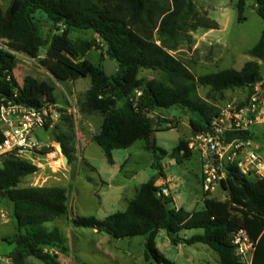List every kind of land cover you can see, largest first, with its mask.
Segmentation results:
<instances>
[{
    "label": "trees",
    "instance_id": "1",
    "mask_svg": "<svg viewBox=\"0 0 264 264\" xmlns=\"http://www.w3.org/2000/svg\"><path fill=\"white\" fill-rule=\"evenodd\" d=\"M248 1L264 23V0H235L238 22L244 20ZM37 13L44 14L54 26L63 25L64 30L46 41L35 20ZM217 26L198 14L194 0H11L4 12L0 10V40L6 42L10 51L35 60L40 50L46 49L40 63L55 81L90 80V88L78 100V108L85 117L101 118L93 141L107 163L114 164V150H126L142 142L144 150L152 155V168L161 177V161L170 158L181 166L194 153L188 149L189 143L182 140L170 153L156 143L152 145L150 135L161 125L160 120H153L154 112L181 109L195 115L189 121L194 137L207 132L219 112L197 96L198 87L209 88L213 93L246 88L250 95L252 86L247 82L252 79L255 84L262 79L264 27L259 41L249 51L253 61L246 62L240 71L227 69L195 77L174 57V52L190 42V32L215 30ZM71 29L91 30L96 38L73 42L69 39ZM92 50L101 52L102 62L109 59L115 65L116 71L110 77L104 75L102 66L86 59ZM15 59L0 48V105L7 101L31 108L55 104L53 84L31 76L18 84L12 74ZM142 70L159 73L160 78L140 79ZM52 133L70 164L75 155L70 118L63 116L62 124ZM36 170L13 158L4 159L0 166V197L11 205L15 230L2 239L13 246L8 255L12 264H26L28 258L41 264H59L58 255L68 251L59 230L45 228L48 222L68 216L66 190L55 186L18 187ZM156 182L151 178L142 184L123 212L101 221L76 217L72 226L96 230L115 240L144 238L146 264H173L156 248L155 239L161 231L173 246L202 244L217 254L219 264H238L230 236L243 230L255 243L252 264H264V178L247 179L230 167L221 182L228 199L219 202L204 193L203 208L190 212L173 207L171 197H159L161 188ZM193 230L202 233L190 238L180 236L183 231ZM49 250H56L57 254Z\"/></svg>",
    "mask_w": 264,
    "mask_h": 264
},
{
    "label": "rangeland",
    "instance_id": "2",
    "mask_svg": "<svg viewBox=\"0 0 264 264\" xmlns=\"http://www.w3.org/2000/svg\"><path fill=\"white\" fill-rule=\"evenodd\" d=\"M10 1L0 0V10L2 12L7 9ZM232 1L194 0L198 14L218 24L215 30L197 29L190 32L188 34L190 42H186L178 51L173 53L174 57L183 63L195 77L227 69L240 71L246 62L253 61L249 51L259 41L264 23L256 14L251 1L244 10V20L238 22L237 14L231 4ZM35 20L38 22L46 41L64 30L63 25L54 26L42 13H37ZM94 38L96 36L91 30L71 29L69 33V39L73 42L87 41ZM45 51L46 49H41L39 57L35 60L23 55L17 56L12 68L14 79L18 84H21L26 76H31L37 80L53 84L55 87L54 93L58 99H60L61 89L68 95L73 92L76 100L81 99L85 91L90 88V80L86 78L78 80L75 85L66 83L59 85L54 80L53 75L40 63L45 59ZM102 58L101 52L96 50H92L86 56V59L96 66H102ZM115 71L116 67L113 73ZM139 78L146 80L159 79L160 74L142 70ZM196 93L199 98L219 111L227 103L244 101L249 95V90L244 88L213 93L209 88L198 87ZM152 118L161 121L155 135V143L158 148L170 153L180 140L190 143L193 136L189 121L194 119L195 115L181 109H173L154 112ZM99 121V117H92L89 120L88 134L91 135L93 131H97ZM251 131L255 133L256 139H261L260 133L264 131V123L252 127ZM37 137L40 143H49L53 138V133L52 131H39ZM142 145V142H136L126 150H114L112 152L114 165L107 163L101 149L96 144L90 143L85 149H82V157L93 170L82 166L79 177H76V180L73 179L70 183L71 188L67 189L68 208L73 217H91L101 221L108 215L123 211L125 207L122 205L117 207L109 202L114 197L113 192H115L114 187H116V184L123 183L127 185L130 200L134 195V191L151 178H157V182H163L158 187L167 190L168 197L173 199V207H183L189 212L202 209L205 192L199 179V171H201L200 156L193 152V158L181 166L170 158L164 159L161 161V173L164 174V177H161L155 169L151 168L152 155L145 152ZM72 167H74L73 164L69 165V168ZM112 179L115 180V184L111 183ZM100 181L112 184L111 189L109 190L104 185L100 186ZM32 184V178L29 176L24 178L18 187H34ZM47 185L49 186V183L44 184V186ZM209 194L211 199L219 202H225L228 199V194L221 187ZM98 197H101L103 201L102 206L99 204ZM6 203L9 204L0 197V220L10 225ZM66 219L62 218L56 222L47 223L45 228L47 230L57 228L64 233L69 239L70 247L71 242H73L75 250L73 253L70 248L69 255L71 257L78 252V241L80 245H84L87 252H90L92 250L90 239L84 238L80 234L81 231L84 233L88 230L68 227ZM201 233L199 230L183 231L180 236L190 238ZM144 245L145 240L142 237L124 240L112 239L109 245L107 243L100 244L98 254L90 256L94 259L92 264H146L144 261ZM155 245L159 252L173 264H219L217 254L208 247L202 244L173 246L164 231L156 236ZM10 250H12L11 245L0 243L1 253ZM107 255H110V258ZM66 257L69 256L66 255ZM0 258H2L0 264H4L1 260L9 257L4 254ZM38 263L41 264L36 260H31V263L28 264ZM61 264L75 263H70L66 259Z\"/></svg>",
    "mask_w": 264,
    "mask_h": 264
},
{
    "label": "built area",
    "instance_id": "3",
    "mask_svg": "<svg viewBox=\"0 0 264 264\" xmlns=\"http://www.w3.org/2000/svg\"><path fill=\"white\" fill-rule=\"evenodd\" d=\"M0 40V48L15 57L20 54L10 51ZM252 93L239 103L225 104L213 119L209 130L192 137L188 149L200 156L201 187L211 193L221 187L230 167L247 179L264 178V155L249 145L250 129L264 123V76L253 84ZM61 118V112L53 104L31 108L7 101L0 105V166L4 159L13 158L26 162L37 170L31 175L32 186L44 187L42 177L44 165L52 170L63 167L62 156L57 150V142L44 146L37 133L53 129ZM237 137L232 138V136ZM246 135V138L243 136ZM168 197L166 189L157 194ZM238 264H252L255 243L245 231H237L230 236ZM12 264L10 258L1 260Z\"/></svg>",
    "mask_w": 264,
    "mask_h": 264
},
{
    "label": "crops",
    "instance_id": "4",
    "mask_svg": "<svg viewBox=\"0 0 264 264\" xmlns=\"http://www.w3.org/2000/svg\"><path fill=\"white\" fill-rule=\"evenodd\" d=\"M234 1L235 0H233L232 3H231L232 6L234 4ZM248 3H249V1L247 2V5H248ZM77 81H75V82H57L56 81V82L59 85L62 84V83L71 84V85L74 84L75 85ZM87 91L88 90H86L85 93ZM54 92H55V90H54ZM54 96H55V93H54ZM55 99H56V103L54 105L61 112V118H60L59 122L55 125V127H57L58 125L62 124L63 116H67L68 118H70V120H71V122L73 124V129H74L75 155H74L73 161L70 164H68V162H67L66 166L63 164V167L58 168V169L54 168L52 166V164H53L52 161L49 160V164L52 167V170H50L47 167V165H44V171L42 173V177H44V180L46 181V183H49V186L47 185L48 187L55 186V187L64 188L66 190V196H67V199H68L67 189L71 188L70 183L72 182V180L73 179L76 180V177H79L80 168L82 166H85L87 169L93 170L85 162L84 158L81 155V152H82V149H85L90 143L96 144L93 141V137L98 133L101 118L99 117L100 121H99V124H98L97 131L96 132L93 131L92 134L90 135V134H88V129H87L88 126H90L89 120L92 117H98V116H90V117L83 116L80 113V111H79L78 100L75 99V96L73 95V92H71L70 95H68V94H66L63 91V89H61V91H60V99H58L56 96H55ZM261 124H258V125H261ZM258 125H256V126H258ZM55 127L53 129H46V130H44V132L53 131L55 129ZM85 133H86L87 137H86ZM260 134H261V139H256L255 133L253 131H251V129H250L249 145L251 147L257 148L260 151V153L264 155V131L262 133H260ZM53 141H54V138H52L49 143H44L42 145L49 146L50 144L53 143ZM57 145H59V144L57 143ZM142 149L144 150V144L142 145ZM71 164H73L74 167L69 168V165H71ZM150 166L152 168V164ZM200 178H201V171H199V179ZM111 183L115 184L116 182H115L114 179H112ZM162 183L163 182H156V185L158 186V185H160ZM103 185L106 186L110 190L112 184H108V183H105L103 181H100V186H103ZM114 189H115V192H113L114 197L109 202L113 206H117V207L119 205H122L123 207H125V209L127 208L129 202L135 197V195H136V193L138 191V189L135 190L134 191V195L129 200V198H128L129 197L128 196V187H127L126 184L117 183L116 187H114ZM98 200H99L100 206H102L103 201L101 200V197H98ZM6 206H7L8 211H9L8 216H9V220H10V225L8 223L3 222V221L0 220V243H4V244H8V243L3 241L2 239L6 238V237H10L15 232L14 225H13V222H12L11 217H10L11 205L6 203ZM67 207H68V202H67ZM181 208H183V207H181ZM176 209H179V208H176ZM123 211H118V212H123ZM65 218H67L66 221L68 223V227H73L72 224H71V221L74 218H76V217H73V214L69 212V208H68V216L65 217ZM57 220H60V219H56V220H53L51 222H56ZM51 222H48V223H51ZM54 229H57V228H54ZM77 229H81V228H77ZM85 230H88V231L84 232V233L81 231L80 234L84 238L86 237V238L90 239V243H92V250L90 252H87L86 248H84V245H80V243L78 241V243H77L78 252H77V254H73L72 257L69 255V251H70V248H71L73 250V253H74L75 246H74L73 242H71V247H70L69 239L67 238V236L64 233L60 232V230H59V232L63 235V237L66 240V244L65 245H66V247L68 249L66 254H59L58 255L59 256V258H58L59 264H61V262L62 263L65 262L66 259L70 263H75V264H86V263L92 264L94 262V259H92L90 256L98 254V250H99L98 246L100 244H102V243H107L109 245L111 243V240L113 239L109 235H107L105 233L97 232L96 230H90V229H85ZM8 245H10V244H8ZM178 246H181V245H178ZM12 250H13V246H12ZM12 250L4 252V253L0 252V257H2L4 254L9 255L12 252ZM49 251H50V253L57 254L56 250H49ZM66 255H68L69 257L67 258ZM108 257L110 258V255ZM163 257L166 260H168L164 255H163ZM0 259H2V258H0ZM31 260H34V259L28 258L26 260V264L31 263Z\"/></svg>",
    "mask_w": 264,
    "mask_h": 264
},
{
    "label": "water",
    "instance_id": "5",
    "mask_svg": "<svg viewBox=\"0 0 264 264\" xmlns=\"http://www.w3.org/2000/svg\"><path fill=\"white\" fill-rule=\"evenodd\" d=\"M106 50H107V47H105V51ZM261 65L262 66L260 68V72L263 73V71H264V60L262 61ZM114 68H115V65L109 59H105L103 61L102 71L106 77H110L112 75ZM247 85L253 86V80L252 79L249 80L247 82ZM151 123H152V126H154V121H151ZM155 135H156L155 132H152L150 135V140H151L152 145L155 143ZM57 150H58L59 154L62 156L63 164L66 166L67 165V158L63 155L60 145L57 146ZM163 203L165 204V202H163ZM160 264H166V263H160Z\"/></svg>",
    "mask_w": 264,
    "mask_h": 264
}]
</instances>
